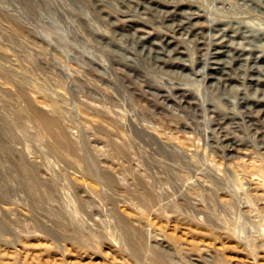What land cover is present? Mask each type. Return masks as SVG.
<instances>
[{
    "label": "rangeland",
    "instance_id": "rangeland-1",
    "mask_svg": "<svg viewBox=\"0 0 264 264\" xmlns=\"http://www.w3.org/2000/svg\"><path fill=\"white\" fill-rule=\"evenodd\" d=\"M28 1L0 0V264H264V0Z\"/></svg>",
    "mask_w": 264,
    "mask_h": 264
},
{
    "label": "bare ground",
    "instance_id": "bare-ground-1",
    "mask_svg": "<svg viewBox=\"0 0 264 264\" xmlns=\"http://www.w3.org/2000/svg\"><path fill=\"white\" fill-rule=\"evenodd\" d=\"M27 2L26 3H28L29 4V1L28 0H26ZM252 28V27H251ZM252 30H254L253 32H254V34H260V35H263L264 36V30H261V29H257V28H252ZM49 119V118H48ZM53 123V121H50V120H45V122H44V126H45V128L47 129V130H49L50 132H51V129H50V125ZM60 136H62L61 134H60ZM60 147V146H59Z\"/></svg>",
    "mask_w": 264,
    "mask_h": 264
}]
</instances>
